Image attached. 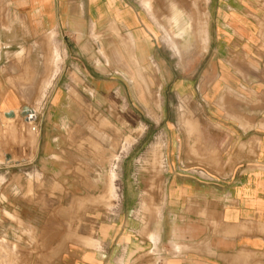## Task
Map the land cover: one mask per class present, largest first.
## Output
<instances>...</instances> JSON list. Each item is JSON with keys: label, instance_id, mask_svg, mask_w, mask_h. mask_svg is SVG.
I'll return each mask as SVG.
<instances>
[{"label": "crops", "instance_id": "crops-1", "mask_svg": "<svg viewBox=\"0 0 264 264\" xmlns=\"http://www.w3.org/2000/svg\"><path fill=\"white\" fill-rule=\"evenodd\" d=\"M142 1L0 0V112L41 106L23 166L56 187L55 212L8 201L0 264H264V0H206L207 49L181 63L158 25L170 0L155 19ZM96 148L120 155L115 197L66 241L64 189L99 181Z\"/></svg>", "mask_w": 264, "mask_h": 264}, {"label": "rangeland", "instance_id": "rangeland-1", "mask_svg": "<svg viewBox=\"0 0 264 264\" xmlns=\"http://www.w3.org/2000/svg\"><path fill=\"white\" fill-rule=\"evenodd\" d=\"M144 1V0H143ZM142 1V4L144 3ZM150 3L149 9L146 8L148 13L152 14V0H146ZM163 1V0H162ZM176 1V0H175ZM181 1V2H180ZM185 2L188 6V10L184 9V12L190 13V21H192L191 29H193L192 34L188 38L187 41L183 40V36L181 32L176 31L172 21L170 20L171 27H164L158 23L159 28L163 32L162 41L164 45H167L177 56H181L183 50H189L191 53L201 54L203 53L208 46V33L209 27L206 25L207 29V40H201V36L195 31L200 26L201 29H204L203 22L206 21L207 9L205 8L206 0H177V3ZM178 3V5H179ZM181 5H179L180 7ZM183 7V6H181ZM183 9V8H182ZM172 12V11H171ZM172 14V13H171ZM171 16V15H170ZM151 17L155 19L152 14ZM183 18V17H182ZM180 19L179 25L182 27L185 26L186 21L183 18ZM200 22V23H199ZM163 27L167 29L168 34L172 35L173 42L175 46L169 43L165 38V33L163 31ZM174 27V29H173ZM199 27V28H200ZM203 27V28H202ZM168 28L172 29L171 33ZM263 29V27H262ZM176 33V34H175ZM175 34V35H173ZM181 39V40H180ZM206 42V43H205ZM263 47V43H261ZM59 57V56H58ZM178 60L182 61V56L178 57ZM178 63V66L180 65ZM43 94V93H42ZM27 101L32 103L30 105H35V99L28 98ZM40 109V112L37 113L36 123L40 124V116H41V106H35ZM0 112V174H4L5 171H10L11 173H15L17 180L13 179L9 181L5 185H0V212L1 211H12L14 210V206L9 204L10 200L17 199L18 197H22L29 201H40L42 205H45L50 212H55L56 204L50 201V199L55 197L56 187L53 186H45L41 183L40 177L35 176L30 178L28 173L33 171L31 169H24V164L26 162H32L34 160V156L38 147L40 131L35 134L31 131V126L26 124V121L23 117H19L15 121H8L7 117ZM125 143L130 145L133 142L131 137L124 139ZM121 144V143H120ZM153 144V143H151ZM157 145H163L161 140H157ZM95 150V148H93ZM92 158L95 159L98 169L91 170L93 177L96 176L99 181L90 186L84 187L81 189L80 187H65L64 189V199H65V237L66 241H72L77 238L79 234L84 235L88 231L90 236L91 233L94 232L92 227V222L90 221V215H101L102 213H93V210H101L104 209V201L106 196L110 199L112 196L111 190H109L108 186L105 185V179L109 176V166L113 160H119L120 155L112 154L106 155L100 149L96 148V153L91 155ZM146 161L153 162H162V155H143ZM107 168V169H106ZM27 173V174H25ZM8 177V176H6ZM5 177V180H6ZM19 177V178H18ZM1 178L4 179V176L0 175ZM27 179V180H25ZM20 182L21 185L18 188L21 189V192L16 188L13 184H9L10 182ZM26 183V184H25ZM142 209L146 210L147 207L145 203H142ZM157 213H159L160 209L155 208ZM146 220V219H144ZM88 228V229H87ZM74 234V235H73ZM88 234V235H89ZM153 233L149 234L148 237L151 240V236ZM144 256H147V252H145ZM143 256H139L136 259L140 260ZM134 259V260H135Z\"/></svg>", "mask_w": 264, "mask_h": 264}, {"label": "bare ground", "instance_id": "bare-ground-1", "mask_svg": "<svg viewBox=\"0 0 264 264\" xmlns=\"http://www.w3.org/2000/svg\"><path fill=\"white\" fill-rule=\"evenodd\" d=\"M144 3V6L146 7V8H148L149 9V6H150V3L148 2V1H146V0H144L143 1ZM179 3V2H178ZM178 3H177V0L175 1V0H170V9H171V16H170V20L172 21L171 23H173L172 25H174V27H175V29H176V31H178V32H181V34H182V36H183V40L184 41H187L188 40V38L190 37V35L192 34V30L193 29H191L190 27H191V22L192 21H190V13H187L186 11L184 12V9H182L183 7H179V5H181V4H179L178 5ZM190 8V7H189ZM189 11V10H188ZM168 12V11H167ZM168 14V13H167ZM152 15V14H151ZM184 18L185 19V21H186V24H185V26L183 27H181L180 25H179V21H180V19L181 18ZM183 18H182V20H183ZM200 23V22H199ZM205 25V24H204ZM162 26V25H161ZM174 27H173V29H174ZM196 27H198L195 31L201 36V40H205V30L204 29H201V27L200 26H196ZM200 27V28H199ZM203 28V27H202ZM172 30V29H171ZM163 31H164V33H165V38H166V40L169 42V43H171L172 45H173V47L175 46V43L173 42V37H172V35H169L168 34V31H167V29L166 28H164L163 27ZM171 33V32H170ZM176 34V33H175ZM175 34H173V35H175ZM189 36V37H188ZM181 40V39H180ZM133 42V41H132ZM10 112H12L13 113V115L12 116H10V117H8V116H6V113H5V116L7 117V120L8 121H11V123H12V121H15L16 119H18L20 116L21 117H23L24 118V120L26 121V124H29L30 126H31V124H32V126L34 125V122H35V118L37 117V114L36 113H39L40 112V109H38L37 107H34V108H31L30 106H25V107H22L21 109H15L14 111H10ZM7 113H9V112H7ZM4 114V113H3ZM2 114V115H3ZM32 126H31V131H32ZM33 132V131H32ZM35 134L36 133H38V132H34ZM1 180H3V178H1Z\"/></svg>", "mask_w": 264, "mask_h": 264}, {"label": "built area", "instance_id": "built-area-1", "mask_svg": "<svg viewBox=\"0 0 264 264\" xmlns=\"http://www.w3.org/2000/svg\"><path fill=\"white\" fill-rule=\"evenodd\" d=\"M32 131L33 132H39L40 131V125L36 123V118H35L34 125L32 126Z\"/></svg>", "mask_w": 264, "mask_h": 264}, {"label": "water", "instance_id": "water-1", "mask_svg": "<svg viewBox=\"0 0 264 264\" xmlns=\"http://www.w3.org/2000/svg\"><path fill=\"white\" fill-rule=\"evenodd\" d=\"M12 115H13L12 112L6 113V116H8V117H10V116H12Z\"/></svg>", "mask_w": 264, "mask_h": 264}]
</instances>
